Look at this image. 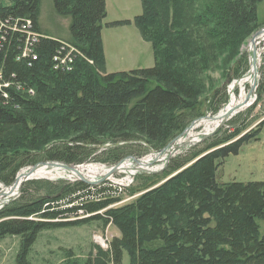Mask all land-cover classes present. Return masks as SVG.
I'll return each instance as SVG.
<instances>
[{"label": "trees", "instance_id": "trees-1", "mask_svg": "<svg viewBox=\"0 0 264 264\" xmlns=\"http://www.w3.org/2000/svg\"><path fill=\"white\" fill-rule=\"evenodd\" d=\"M140 1L134 22L151 42L154 63L105 72V0H51L55 15L68 22L66 38L42 27V0H0V183L12 184L18 170L40 162L112 165L159 150L227 101L225 85L198 99L193 73L226 50L235 53L263 25L262 0ZM33 35L34 54L24 56ZM64 43L82 55L75 54L71 69L56 60L67 52ZM262 60L248 115L264 101ZM232 64L224 71L228 81L247 71V55ZM244 118L171 158L162 171L138 176L124 202L83 181H24L19 197L0 208V238L18 235L16 262L31 264L40 231L97 219L118 231L107 249L96 246L83 260L68 250L61 264L118 263L124 252L129 264H264V181L216 179L225 157L259 139L258 128L242 133L252 120ZM70 195L67 203L75 206L46 205Z\"/></svg>", "mask_w": 264, "mask_h": 264}, {"label": "rangeland", "instance_id": "rangeland-1", "mask_svg": "<svg viewBox=\"0 0 264 264\" xmlns=\"http://www.w3.org/2000/svg\"><path fill=\"white\" fill-rule=\"evenodd\" d=\"M105 1L106 17L102 22L101 28V39L105 57V72L126 71L135 68L152 66L154 63V57L151 42L141 35L134 22V17L141 12V1ZM257 19L258 22L262 23L263 25L255 29L244 40L235 53L226 50L220 54L215 63L212 62L210 64L209 69L202 72L193 73L194 79L196 80L197 86L199 88L198 99H203L204 97L209 96L213 90L225 85L227 101L216 112L212 113L211 111L206 110L204 116L195 119L198 121V126H195V128L189 131L192 137L197 138L198 141L202 140L205 137L215 133L219 128H230V126H227L229 123L234 126V124H237L240 120L243 121L245 116L248 117L246 120H252L247 129L242 133L257 128L260 131L258 134L259 139L242 144L238 150V153L229 154L227 157H225L223 163L218 166L216 171V179L223 183L229 181H264V125L261 124L264 120V114L262 111L264 109V101L256 102L253 105L254 108H252L251 114L248 115L246 110L251 104H253L254 98L257 97L256 91L258 81L254 89L250 92L251 94L248 96V98L247 95L251 89V85L247 83H239L240 81H243L244 78H246L248 72L250 71V57L252 55L253 48L254 55H256V57H254L257 60V71H259L261 65L263 64L262 58L264 57V31L262 30L261 33L254 39L253 45H251L250 42L252 35L264 27V0H262L257 6ZM40 20L42 27L48 30L51 35L61 38L67 37L68 22L65 19L55 15L51 0H42ZM242 53L247 55V71L242 74L241 77L228 81L225 78L226 75L224 71L227 69V67H230L231 64L234 63L235 59ZM257 79H259V75ZM230 97L236 101L243 99V104H241V106L234 107V111L232 110L234 113L231 112L232 114H230V117L226 118L222 122L221 126L217 129V125H219L220 122L216 126H212L211 124L216 121L220 110H223L226 107V104L229 103ZM244 98L246 99L244 100ZM243 106L244 108H241ZM241 121L239 123H241ZM206 129L210 130L208 131V134H205ZM181 136L182 135L180 134L179 136L175 137L164 148H160L159 150L152 148L140 158H136L138 160L140 159L139 162H146V166H148L149 169L137 172L134 176L132 174L128 175V170L117 172V177L124 176L122 177V180L124 183L128 184V186L122 190H118L116 188L114 189L112 187H108L107 185L104 186V179L109 176H106L107 174H103V172L108 171L109 165L94 160L78 165H66L69 166V168L62 166L64 163L49 161L40 162L39 164H35L36 168L32 170L35 171L38 168H44L45 174L41 176H28L27 179H42L55 184H68L80 181L81 177H83L86 180L85 182L89 183L90 185H98L97 187L99 189L108 188L106 189L107 192H110L111 190L110 194L108 195L115 197L120 196V200L124 201L133 197L128 193V190L136 183L138 176L162 171V169L165 167L163 166L164 161H162V157L166 155L167 149H170L171 146L175 145ZM196 144L199 143L182 145L175 156L184 153ZM125 159L126 160H122V162H127L130 160L129 157ZM46 162L50 164H46ZM35 165H28L26 167L24 166L18 170L15 177L18 178V174L22 170L31 169ZM106 166L108 168H106ZM80 170L82 174L79 173ZM73 171L78 172L75 173ZM31 174H33V172H31ZM22 183H24V181L21 182L20 185ZM16 186L17 184H15L14 187ZM18 187L16 190H14L15 193L11 196L0 195V208L7 205L12 201V199L19 197L21 190ZM4 190H6V186L0 183V193H3ZM80 194L81 193H77L76 195L80 196ZM72 198V195L65 199L57 198L53 201L55 202L54 204L53 202L48 201L46 205L50 208H55L56 206L58 209H65L67 206H75V204L69 205L71 203H67V201L71 200ZM83 212L84 211H80V216L83 215ZM82 217L87 216L83 215ZM117 235L118 231L111 223H103L101 220L97 219L77 225H66L44 229L36 236L35 241L29 249L27 257L31 264H61L65 257L66 251L69 250L72 252L74 257L83 260L87 258L89 252L92 249L94 251L96 246L102 250H106L109 240L113 236ZM19 245L20 237L18 235H7L3 238H0V264H17L16 254L18 252ZM109 264H129V257L124 252L120 262L114 263L110 261Z\"/></svg>", "mask_w": 264, "mask_h": 264}, {"label": "built area", "instance_id": "built-area-1", "mask_svg": "<svg viewBox=\"0 0 264 264\" xmlns=\"http://www.w3.org/2000/svg\"><path fill=\"white\" fill-rule=\"evenodd\" d=\"M29 35H31L30 33H28ZM37 35H33L32 37L26 39L25 41V44H24V48H23V55L24 56H28V55H33V43L37 41ZM64 46L66 47L67 49V52L66 54L61 57V58H56L57 62L60 64V65H64V67L66 69H71L70 67L72 66V62H73V59H74V56L75 54H80L81 53L76 49V47L72 46V45H69V44H65L64 43ZM82 56V55H81ZM256 57V55H255ZM256 61V59H255ZM90 62V61H89ZM59 65H57L58 67ZM59 68V67H58ZM195 126H198V121H194V123L184 132V134L181 136V138L175 143V145L171 146L170 149H167V153L164 157H162V161H164V164L163 166H166L169 162V160L173 157H175V154L178 153V150L179 148L182 146V145H186V144H192V143H197L198 142V139L195 138V137H192L190 135V130H192L193 128H195ZM205 134H208V132H206ZM186 136V137H185ZM191 137V138H190ZM183 138V139H182ZM200 141V140H199ZM169 152V153H168ZM130 160H128L127 162H122L119 161L118 163L116 164H112V165H109V168L106 166V168H108V171L106 172H103V174H107L106 176H109L107 178L104 179V186H108V187H112V188H116L118 190H122L124 189L125 187L128 186V184L124 183L123 180H122V177H117L118 176V173L117 172H122L124 170H128L129 173H127L128 175L129 174H132L133 176L135 175V173L137 172H141L142 170H146V169H149L148 166H146V162H139L140 159H136V158H140L141 156H138V157H134V156H128ZM127 158V157H126ZM124 161L126 160L125 158L123 159ZM104 164V163H103ZM107 165V164H106ZM74 172V171H73ZM79 176V175H77ZM27 178L24 180L26 181ZM22 185V184H21ZM20 184L16 186V188L19 186H21ZM96 186V185H94ZM98 186V185H97ZM11 186L9 187H6V190L4 191H7L9 192L11 190L10 188ZM18 187V188H19ZM15 188V187H14ZM3 191V192H4ZM15 192L12 191V192H9L8 194H1L2 196H11L13 195ZM55 202H53L54 204ZM73 203L69 204V205H72ZM113 206V204H112ZM82 211V210H80Z\"/></svg>", "mask_w": 264, "mask_h": 264}, {"label": "bare ground", "instance_id": "bare-ground-1", "mask_svg": "<svg viewBox=\"0 0 264 264\" xmlns=\"http://www.w3.org/2000/svg\"><path fill=\"white\" fill-rule=\"evenodd\" d=\"M251 45H253L251 42H250ZM255 67H257V60H256V63H255ZM257 69V68H256ZM253 70H254V66H253V63L251 62V65H250V71L248 72L246 78L243 79V81H240L239 83H247L249 85L252 84L253 82ZM237 83V82H236ZM246 84V85H247ZM237 85V84H236ZM243 85V84H242ZM240 87V86H239ZM245 88V87H244ZM247 98H248V95H247ZM246 98H244L245 100ZM243 99L241 100H238L236 101L235 99H232L230 97V101L228 104H226V107L223 109V110H220V113H219V116L217 117L216 121L213 122L211 125L212 126H216L219 122L221 123L222 121H224L226 118H228V115L230 116V114H232L231 112H233V108L234 107H238V106H241ZM246 102V101H245ZM245 104V103H244ZM246 106V105H245ZM241 108H244L241 107ZM240 108V109H241ZM233 110V111H232ZM240 112V111H239ZM234 113V112H233ZM211 120V119H210ZM212 128V127H211ZM213 129V128H212ZM210 131L209 129L207 130L206 129V132ZM57 167V166H56ZM82 168V167H81ZM57 170V169H56ZM63 170V169H62ZM86 170V169H85ZM105 170V169H104ZM33 170H30V169H24L22 170L19 174H18V179L16 181V184L19 185L21 182H23L27 176H41L43 174H45V171H44V168H38L36 169L35 171H33V174H31ZM78 172V171H75V173ZM103 172V171H102ZM81 173V170L80 172ZM95 173V172H94ZM82 174V173H81ZM92 176V175H91ZM87 178V177H86ZM88 180V179H87ZM16 190V187L11 189L9 192H12ZM15 192V191H14Z\"/></svg>", "mask_w": 264, "mask_h": 264}, {"label": "water", "instance_id": "water-1", "mask_svg": "<svg viewBox=\"0 0 264 264\" xmlns=\"http://www.w3.org/2000/svg\"><path fill=\"white\" fill-rule=\"evenodd\" d=\"M264 31V27L262 28V29H260V30H258V31H256L253 35H252V37H251V43L253 44V42H254V39L261 33V31ZM255 55H254V48H253V51H252V62H253V64L255 65V57H254ZM256 81H257V74H256V69H255V67H254V70H253V82H252V85H251V89H250V91H249V93H248V96L251 94L250 92L254 89V87H255V84H256ZM194 123V121L190 124V126L192 125ZM189 126V127H190ZM189 127H187L186 129H188ZM185 129V130H186ZM184 132L185 131H183L182 133H181V135H183L184 134ZM39 164V163H38ZM42 164V163H41ZM46 164H50V163H47L46 162ZM62 166H66V164H63ZM66 167H68L69 168V166H66ZM36 168V165L35 166H33L30 170H32V169H35ZM34 171V170H33ZM32 171V172H33ZM28 177V176H27ZM26 177V178H27ZM16 181H17V178L15 177V179H14V181H13V183H12V185H11V189H13L14 188V186H15V184H16ZM9 192H3L2 194H8Z\"/></svg>", "mask_w": 264, "mask_h": 264}]
</instances>
